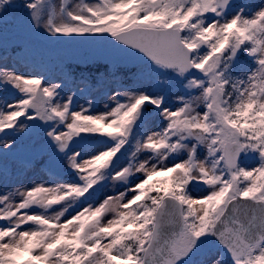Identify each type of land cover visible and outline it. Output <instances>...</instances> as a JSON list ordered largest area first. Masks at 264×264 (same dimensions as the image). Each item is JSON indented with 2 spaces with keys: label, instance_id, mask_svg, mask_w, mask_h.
Returning a JSON list of instances; mask_svg holds the SVG:
<instances>
[{
  "label": "snow or ice",
  "instance_id": "snow-or-ice-1",
  "mask_svg": "<svg viewBox=\"0 0 264 264\" xmlns=\"http://www.w3.org/2000/svg\"><path fill=\"white\" fill-rule=\"evenodd\" d=\"M45 34L115 51L6 66ZM0 51V264H264V0H0Z\"/></svg>",
  "mask_w": 264,
  "mask_h": 264
},
{
  "label": "rangeland",
  "instance_id": "rangeland-1",
  "mask_svg": "<svg viewBox=\"0 0 264 264\" xmlns=\"http://www.w3.org/2000/svg\"><path fill=\"white\" fill-rule=\"evenodd\" d=\"M56 3L57 7H59L61 0H54ZM80 0H69V6H74L75 4L79 3ZM85 2L88 3H93L95 0H85ZM252 3L254 4H260L261 0H251ZM71 41H68L66 39H62V42L59 43H64L62 45H57L56 46V60L57 61H62L64 62V59L66 58H73L77 57L78 59L82 60L83 62L85 61L86 58L92 57V56H97L100 55L97 53V51L94 48L93 42L94 41H84L81 39H76ZM39 48H41L40 43L35 42L29 51L26 54H23V59L30 58L32 60H37L36 55L38 53ZM14 60L11 56H9V59L7 60V65L8 67L15 68L17 71L20 72H25V73H32L34 68L27 66L26 64L22 63L21 61ZM59 70V68H58ZM60 74H56L55 76L53 75L52 77H58ZM11 90H9V93H0V96L3 95H10ZM107 94L108 90L107 89H100L96 90L93 89L91 93L85 91L84 93L78 94L80 96L81 102L89 96H94L95 101H96V107L97 109H103L104 104L107 102ZM60 177L69 180L71 179L70 175L67 172H61ZM20 181H23L25 184H28L29 186L32 183H39L44 180H53L54 178L52 175L49 173L47 169L43 168H36L33 170L27 171L25 174L21 175L18 177ZM2 190V189H0ZM113 193V189L109 186L106 187L101 193H99V200H102L105 195H111ZM203 194V193H201Z\"/></svg>",
  "mask_w": 264,
  "mask_h": 264
},
{
  "label": "trees",
  "instance_id": "trees-1",
  "mask_svg": "<svg viewBox=\"0 0 264 264\" xmlns=\"http://www.w3.org/2000/svg\"><path fill=\"white\" fill-rule=\"evenodd\" d=\"M52 51L51 52H48V51H41V57H40V64L38 65L41 69V72L44 71V70H47V69H53V66H50L49 63L51 62L50 61V58L52 56ZM2 51H0V55H2ZM250 62V61H249ZM85 74H90V75H93L95 76V70H94V67L92 68V71L90 73H85ZM77 77L79 76V74H76Z\"/></svg>",
  "mask_w": 264,
  "mask_h": 264
},
{
  "label": "water",
  "instance_id": "water-1",
  "mask_svg": "<svg viewBox=\"0 0 264 264\" xmlns=\"http://www.w3.org/2000/svg\"><path fill=\"white\" fill-rule=\"evenodd\" d=\"M96 48L101 53H108L113 52L115 49L113 48V44L111 42V38H109L108 41H101L99 43H96Z\"/></svg>",
  "mask_w": 264,
  "mask_h": 264
}]
</instances>
